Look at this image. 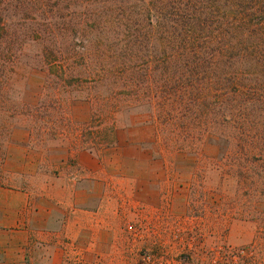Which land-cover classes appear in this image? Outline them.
Wrapping results in <instances>:
<instances>
[{"label": "rangeland", "instance_id": "374dc122", "mask_svg": "<svg viewBox=\"0 0 264 264\" xmlns=\"http://www.w3.org/2000/svg\"><path fill=\"white\" fill-rule=\"evenodd\" d=\"M153 1L5 3L0 34L15 57L0 87V186L36 187L71 141L105 129L103 147L130 142L132 163L165 173L164 206L126 219L122 241L141 246L126 264H264V4L193 1L192 17L163 9L158 21ZM166 15L181 21L168 40ZM47 48L86 81L50 82ZM69 246L66 264H111Z\"/></svg>", "mask_w": 264, "mask_h": 264}, {"label": "crops", "instance_id": "0c3cea01", "mask_svg": "<svg viewBox=\"0 0 264 264\" xmlns=\"http://www.w3.org/2000/svg\"><path fill=\"white\" fill-rule=\"evenodd\" d=\"M127 144L60 157L36 187L0 186V264H31L28 252L35 244L42 251L40 264H66L76 241L111 264H126L141 248L122 241L126 219L164 206L160 172L165 176L160 168L152 173L149 164L132 163L138 149Z\"/></svg>", "mask_w": 264, "mask_h": 264}, {"label": "trees", "instance_id": "16d2710c", "mask_svg": "<svg viewBox=\"0 0 264 264\" xmlns=\"http://www.w3.org/2000/svg\"><path fill=\"white\" fill-rule=\"evenodd\" d=\"M10 0H0V30L4 29L7 22H6V18H4V16H2V11H3V6H6L5 3L9 2ZM156 3H155V2ZM153 1V6L155 8V6L157 5V3L160 5L157 9H155L156 11H158L159 13V17H161L158 21H160L163 17L162 14V10L164 9L165 11L169 12H173L175 15H178V17L183 18L185 15L184 11H187L188 14L186 15V17H192L193 14H189L190 11H194V4L193 1L196 3H199V1L201 0H154ZM223 2H227L230 3V0H221ZM235 2H239V3H246V1H249L248 3H251L252 5H254V7H260L264 4V0H233ZM264 6V5H263ZM161 9V10H160ZM166 19L171 21V24L167 22V25L162 27L161 31H167L168 33V38H171L174 36V32H175V28L179 26L180 24V20L174 19V18H170L166 15ZM154 27L150 26L151 30H150V34L152 35L153 32H155L157 30V28H155V25L153 24ZM186 29V28H185ZM187 30V29H186ZM144 34V33H143ZM141 34V35H143ZM2 35L0 34V87L3 88L5 85L8 86V80H9V72L12 70V65L14 63V57H15V48H14V44L11 41H8L7 39H1ZM187 41V38H185ZM189 39V38H188ZM191 44V43H189ZM192 46V44H191ZM189 48L188 46H183V48H177L175 47L174 50V54L171 58L166 57L167 58V62L170 65L169 71H171V69L174 71H177L180 69V67L182 66L183 61H181V59L183 60V53L189 54L188 53ZM45 52V50H44ZM48 52V54H47ZM46 55V66H47V72L49 74V76H52V78H50V82L51 81H57V82H63L65 83V81H67L68 79L71 80V78H74V81L76 82H83L86 81L85 78L82 79L81 77H85V76H76V74H72L73 73V67L69 69L68 67V58H64L60 57V56H51L49 54V49H46L45 52ZM50 55V57H49ZM86 65V64H85ZM78 78L75 80V78ZM120 80L122 81V71H120ZM187 82H192L191 79L187 80ZM3 99H7V95H2ZM111 130L113 129V126H110ZM101 134L99 136L94 135L93 140H89L87 139L85 142L83 141H78L75 140L74 142L71 141V145L72 147H74L75 149H79V148H85L87 147L89 150H99L101 147H103L106 144L111 143L109 140V136L105 133V129L102 130V132H100Z\"/></svg>", "mask_w": 264, "mask_h": 264}, {"label": "built area", "instance_id": "2783aa9c", "mask_svg": "<svg viewBox=\"0 0 264 264\" xmlns=\"http://www.w3.org/2000/svg\"><path fill=\"white\" fill-rule=\"evenodd\" d=\"M146 259H147V260H151V261H152L153 263H155V264H166V263H167L165 260H163V259H161V258H157V259H156L155 256H152V257L150 258V256L147 255V256H146Z\"/></svg>", "mask_w": 264, "mask_h": 264}]
</instances>
